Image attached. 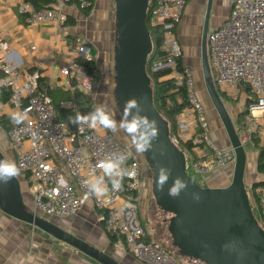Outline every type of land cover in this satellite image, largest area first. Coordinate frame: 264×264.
Here are the masks:
<instances>
[{
  "label": "built area",
  "instance_id": "1",
  "mask_svg": "<svg viewBox=\"0 0 264 264\" xmlns=\"http://www.w3.org/2000/svg\"><path fill=\"white\" fill-rule=\"evenodd\" d=\"M70 2L89 11L88 15L94 13L92 0H57L55 8H36L24 0L20 12L29 26H60L68 20L64 9ZM187 4L188 0H156L149 7L152 24L164 29L163 44L168 52L165 60L154 63L153 70L170 68L176 84L185 87L187 109L194 114L196 128L188 140L193 148L185 153L187 171L208 179L234 165L236 154L232 147L223 148L213 139L212 123L199 96L194 70L186 65L178 70L177 60L183 57V48L175 26L182 20ZM208 52L210 65L212 62L217 70V77L213 76L216 88L230 101L243 103V119L235 125L242 146L259 152L264 149V0H234L227 19L209 35ZM12 55L13 49L0 28V95L5 90L11 92L9 102H0V118L3 106L16 112L29 109L28 119L8 131L0 122V143L6 141L15 162L22 165L17 178L25 183L32 197L33 212L49 221L61 220L78 215L90 204L106 231L118 237L117 248L125 249L142 264H181L167 248L150 238L141 222L139 206L145 169L136 150L108 129H93L87 124L71 126L59 120L52 98L40 87L42 71L20 69L11 61ZM76 57L96 61L84 41L76 48ZM77 60L74 65L60 66L56 85L68 87L73 95L79 92L94 97L97 82ZM66 108L72 109L75 116L77 112L85 115L74 100ZM171 138L176 145L180 143L178 135ZM109 154L125 156L124 167L131 175L124 177L122 190L112 191L109 183V192L97 197L89 193L85 181L93 173L100 174L97 165ZM254 191L258 200L253 208L259 211L258 221L264 229V188L254 189L253 194Z\"/></svg>",
  "mask_w": 264,
  "mask_h": 264
},
{
  "label": "water",
  "instance_id": "2",
  "mask_svg": "<svg viewBox=\"0 0 264 264\" xmlns=\"http://www.w3.org/2000/svg\"><path fill=\"white\" fill-rule=\"evenodd\" d=\"M212 3L213 0H209L205 17L201 64L208 98L222 121L230 146L236 154L233 180L229 186L204 188L193 180L187 171L186 154L172 141L170 124L155 106L152 80L147 71V64L154 50L147 25L150 0H116V94L124 110L125 101L135 98L139 102L140 115L155 121L159 126L158 139L153 141L152 148L144 152V155L154 167L153 194L160 209L171 215L168 231L180 256L202 264H264V229L254 215L245 180L247 153L216 88L210 65L208 37ZM144 132L146 135L150 134L147 126ZM161 151L165 155L161 156ZM0 160H7L1 149ZM159 166L171 169V179L164 192H160L156 185ZM176 177L186 181L188 189L179 198L173 199L167 192ZM259 184L261 183H253L251 187ZM193 192L200 193L202 199L199 203L192 200ZM0 210L100 264H120L106 252L29 211L17 177L6 185L0 184ZM229 242L230 251H223L222 246Z\"/></svg>",
  "mask_w": 264,
  "mask_h": 264
},
{
  "label": "crops",
  "instance_id": "3",
  "mask_svg": "<svg viewBox=\"0 0 264 264\" xmlns=\"http://www.w3.org/2000/svg\"><path fill=\"white\" fill-rule=\"evenodd\" d=\"M23 1L0 0V28L13 49L11 61L25 71L41 70L42 77L46 79V85L51 89H56L55 91L68 92L71 96L70 101H72L74 97L72 91L68 87L56 85L59 80L56 72L60 66L76 64V48L81 41L90 47L97 65L105 60H115L118 44L116 41V21L112 18L110 2L108 6L102 8L98 7L96 0H94V13L92 15H85L84 11L74 2L68 3L64 9L68 17L67 23L60 26L46 23L32 27L25 22L24 15L20 12V4ZM224 1L213 0L209 35L227 19L233 8L234 0H230V9L225 10V13L220 16L219 13ZM208 2L209 0H190L183 18L175 30L183 48V63L194 68L202 65L200 57ZM33 47L36 49L33 50ZM61 82L65 83L63 80ZM44 89L47 90V88ZM57 98L60 101L63 99L60 93ZM66 105L67 103L65 107ZM15 113L13 108L3 106L4 117L12 118ZM193 117L194 114L187 108L179 115L180 126L177 135L183 142L190 140L196 131ZM212 137L221 147H231H227L222 141L219 143L220 137L214 131ZM253 154L252 160L256 161L257 169L259 152L255 150ZM256 173L257 176L261 177L258 178L256 174H248L246 171L245 180L249 181L250 186L253 183L264 182V174H260L258 171ZM246 184L249 185L248 182ZM85 219L86 213L83 210L78 215L58 220L61 221L60 225L63 224L68 229L75 223L85 221ZM34 228L0 210V264H100L63 242L54 241V238L49 239L51 236L46 233L44 234L45 237H38ZM109 247L110 239L107 238V243L99 249L112 256L120 264L132 263L128 258H116L108 250Z\"/></svg>",
  "mask_w": 264,
  "mask_h": 264
},
{
  "label": "rangeland",
  "instance_id": "4",
  "mask_svg": "<svg viewBox=\"0 0 264 264\" xmlns=\"http://www.w3.org/2000/svg\"><path fill=\"white\" fill-rule=\"evenodd\" d=\"M98 7H106L109 5L112 9V18L116 21L115 16V10H116V0H96ZM230 9V0H225L222 4L221 11L219 13L220 16H222L225 13V10L228 11ZM116 33H117V22H116ZM91 47L94 49L93 45ZM118 49V48H117ZM201 60V57H200ZM211 61V60H210ZM212 69H213V76L214 78L217 77V70L213 66L212 62ZM115 60L111 61H104L101 64H98L99 70H100V78L97 81V91L95 93L94 97H89L90 100L93 101L95 107L98 105H103L106 107L114 116V118L119 122L124 116H125V110L120 106L118 96L116 94V85H117V79H116V73H115ZM189 66V65H186ZM191 67V66H189ZM196 75L197 83H198V90H199V96L201 100L203 101L207 115L209 119L212 122L213 125V131L215 134H217L220 137L219 143L222 141L227 147L230 146L229 138L226 133V130L224 128V125L222 121L220 120L216 110L214 109L213 105L211 104L204 84V78L202 73V65H199L196 69L192 66L191 67ZM152 87L154 89V85L152 82ZM62 95V104L65 106L66 103H69L71 100L70 94L67 92H61ZM59 93L57 94V96ZM56 97V95H55ZM224 103L233 119L234 124H237L238 116L242 113L243 110V103L237 102V101H228L224 100ZM62 106V107H63ZM72 112V111H71ZM73 113V112H72ZM71 121V119H68ZM112 131V130H109ZM124 144L130 145L131 147H134L133 145V139L129 135H127L123 130H116L112 131ZM179 144H183V141L179 140ZM180 147V146H179ZM0 149L4 153L7 160L15 161L14 153L11 151V149L8 147L7 142L0 143ZM136 150V149H135ZM247 153V173L249 174H256L257 176V169L254 159L252 160V157H254V149L246 148ZM137 157L140 159L143 171L145 169V175L143 173V179H142V189H141V199H140V206H139V214L141 218V222L143 226L147 229L148 233L151 235V239L156 242L159 246H164L167 248L173 256L181 263V264H202L200 262L192 261L190 262V259L181 257L178 250L173 246V239L168 231V225L171 218L170 214L165 213L160 209V207L157 205L154 194H153V173H154V167L153 165L147 160V158L144 155V152H137ZM234 165H231V167H228L225 170H222L215 174L214 176L208 178V179H202L201 177H195L198 184L201 187L204 188H224L229 186L232 183L233 180V174H234ZM258 178L261 176H257ZM21 189L24 194V199L26 202L27 209L31 212H33V202L32 197L28 194L26 185L23 181H21ZM246 182L249 181L247 180ZM248 192L250 195V200L253 204L256 205L257 201L256 198L253 196V190L248 185ZM30 196V198H29ZM86 213V219L83 222L75 223L74 225L70 226L68 229L62 225H60L61 221L59 220H52L54 224L60 226L61 228L65 229L69 233L81 237L84 241L87 243L93 245L96 248H101L104 246L105 243H107V238L109 239L107 235V231L103 228L102 223L99 222L97 219V216L95 214V211L93 210L92 206L90 204L86 205V208L84 209ZM33 227V226H32ZM34 228V227H33ZM36 234L38 237H45L44 232L40 231L37 228H34ZM49 237V236H47ZM49 239H53L49 237ZM54 241H56L54 239ZM105 248V247H104ZM116 258H128L132 263L130 264H141L137 259H134L130 253H128L125 249H119L115 245H111L108 249Z\"/></svg>",
  "mask_w": 264,
  "mask_h": 264
},
{
  "label": "clouds",
  "instance_id": "5",
  "mask_svg": "<svg viewBox=\"0 0 264 264\" xmlns=\"http://www.w3.org/2000/svg\"><path fill=\"white\" fill-rule=\"evenodd\" d=\"M139 102L135 99L125 101V116L118 122L112 113L103 105H98L94 110L86 115L77 112L76 116L71 119L73 124H87L90 128L102 127L104 129L116 131L123 130L127 135L132 137L133 145L137 152H146L153 146V141L159 137V126L155 121H150L146 116L140 115ZM135 110V111H134ZM29 109L22 112H16L12 119L16 124H21L28 119ZM148 127L150 134H145L144 129ZM163 156L165 153L160 152ZM126 157L120 154H109L97 165L101 172L99 175H93L85 181L90 194L97 197L106 195L109 192L108 184L111 183V190L117 191L123 188V179L131 175L124 167ZM22 165H18L12 160H0V184H8L21 172ZM171 179V169L159 166L156 179L157 189L164 192L165 186ZM188 184L180 177H176L171 186L168 188L167 195L170 198L177 199L182 192H187ZM193 201L199 203L202 199L200 193H191ZM230 244L222 246L223 251H230Z\"/></svg>",
  "mask_w": 264,
  "mask_h": 264
},
{
  "label": "trees",
  "instance_id": "6",
  "mask_svg": "<svg viewBox=\"0 0 264 264\" xmlns=\"http://www.w3.org/2000/svg\"><path fill=\"white\" fill-rule=\"evenodd\" d=\"M26 1L31 2L36 8H55L57 4V0H26ZM189 1L190 0H188V2ZM92 2L94 4V0H92ZM155 3H156V0H150V7H153ZM88 13L89 11H84L85 15H88ZM147 25L150 30V34H151V38H152L153 46H154L153 53L150 56L148 64H147V71L154 85V103L158 111L169 122L170 128H171V136L173 137L174 135H177L178 129L180 126L179 115L182 112H184V110H186V108L189 106L188 100H187V93H186V89L184 86H178L176 84V79H174L171 76L172 70L170 68H164V69L157 70V71L153 70L154 63L160 60H165L168 57V52L164 48V44H163L164 29L160 25L154 26L152 24L150 10H148ZM176 28H177V25L175 26V30ZM77 63L80 66H83L87 70L88 74L91 75L96 82L98 81L101 74H100L99 67L95 61H86V60L80 59V60H77ZM177 64H178V70L179 71L183 70V66H184L183 57L177 60ZM0 78H2L1 73H0ZM40 87H42V89L47 88V92L49 96L52 98L55 108L58 112L59 120L67 121L69 122L71 126H74V124L68 120L69 118L72 119L75 117L74 113L71 112L72 109L66 108L65 106L62 107L61 105L62 100L60 101L57 98L58 97L57 94L63 91H55L56 89H51L49 86L46 85V79L43 77L40 78ZM218 92L220 93L223 101L224 100L229 101V99L219 89H218ZM10 99H11V92L9 90H5L3 94L0 95V102L7 103L10 101ZM73 100L76 102V106L79 109V111H81L85 115L92 112L95 108L93 101L79 92H75ZM242 119H243V112L239 114L238 121H241ZM0 122L3 125V128L5 129V131L10 130L12 127L17 125L13 121V119L10 117L2 116L0 118ZM179 146H180V149L184 153H186L187 150H192L193 143L192 141H187V142H183V144H179ZM189 161H190V158H189ZM257 171L260 174H264V149H261L259 151V156H258V161H257ZM188 174L198 184L195 178L198 175H195L191 173L190 171H188ZM259 187L264 188V182L254 187V189H257ZM253 196L254 198H256V201H257L258 199H257L255 191H254ZM253 212L256 218L259 220V211L253 208ZM102 226L106 230L104 223H102ZM107 235L110 239L111 245H115L119 241L116 235H113L109 232H107Z\"/></svg>",
  "mask_w": 264,
  "mask_h": 264
}]
</instances>
